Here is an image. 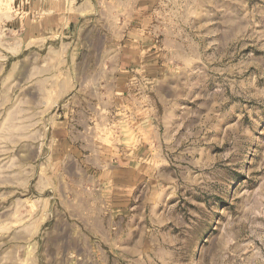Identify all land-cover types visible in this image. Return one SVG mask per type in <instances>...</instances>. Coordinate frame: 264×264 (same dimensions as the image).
Here are the masks:
<instances>
[{
	"label": "rangeland",
	"instance_id": "374dc122",
	"mask_svg": "<svg viewBox=\"0 0 264 264\" xmlns=\"http://www.w3.org/2000/svg\"><path fill=\"white\" fill-rule=\"evenodd\" d=\"M41 8L0 0V264H264V0L158 3L182 51L160 94L165 167L145 232L110 243L55 195L76 60L74 41L33 38Z\"/></svg>",
	"mask_w": 264,
	"mask_h": 264
},
{
	"label": "crops",
	"instance_id": "0c3cea01",
	"mask_svg": "<svg viewBox=\"0 0 264 264\" xmlns=\"http://www.w3.org/2000/svg\"><path fill=\"white\" fill-rule=\"evenodd\" d=\"M37 1L45 9L33 38L74 41L66 53L76 60L53 117L60 158L51 179L62 186L55 195L88 236L134 239L145 232L148 197L158 195L165 167L160 94L181 59L180 35L161 19L160 0Z\"/></svg>",
	"mask_w": 264,
	"mask_h": 264
}]
</instances>
